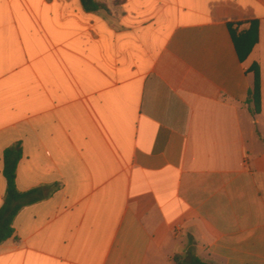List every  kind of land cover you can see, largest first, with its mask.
I'll return each instance as SVG.
<instances>
[{
	"label": "crops",
	"instance_id": "obj_1",
	"mask_svg": "<svg viewBox=\"0 0 264 264\" xmlns=\"http://www.w3.org/2000/svg\"><path fill=\"white\" fill-rule=\"evenodd\" d=\"M99 1L0 0V264H264V0Z\"/></svg>",
	"mask_w": 264,
	"mask_h": 264
},
{
	"label": "trees",
	"instance_id": "obj_2",
	"mask_svg": "<svg viewBox=\"0 0 264 264\" xmlns=\"http://www.w3.org/2000/svg\"><path fill=\"white\" fill-rule=\"evenodd\" d=\"M82 9L86 12H97L106 10V5L99 0H79ZM233 41L236 46V51L243 61L250 53L253 46L257 43V32L255 26L244 34L235 36L232 34ZM248 74L252 75V87L248 91V99L246 105L250 113H259L260 103V78L257 64H252L248 70ZM252 106L251 110L249 106ZM18 149L7 150L4 157L3 174L6 180V194L4 202L0 207V244L10 239L14 233L13 220L17 213L26 205L35 202L37 199L28 198L33 192L21 193L15 185L16 168L19 159ZM176 264H206L191 253L185 254L183 257L176 256L174 258Z\"/></svg>",
	"mask_w": 264,
	"mask_h": 264
},
{
	"label": "rangeland",
	"instance_id": "obj_3",
	"mask_svg": "<svg viewBox=\"0 0 264 264\" xmlns=\"http://www.w3.org/2000/svg\"><path fill=\"white\" fill-rule=\"evenodd\" d=\"M173 264H176V262H173Z\"/></svg>",
	"mask_w": 264,
	"mask_h": 264
}]
</instances>
